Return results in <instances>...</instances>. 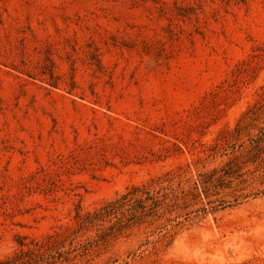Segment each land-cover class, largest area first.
Instances as JSON below:
<instances>
[{
	"label": "rangeland",
	"instance_id": "374dc122",
	"mask_svg": "<svg viewBox=\"0 0 264 264\" xmlns=\"http://www.w3.org/2000/svg\"><path fill=\"white\" fill-rule=\"evenodd\" d=\"M263 132L264 0H0V259L264 264Z\"/></svg>",
	"mask_w": 264,
	"mask_h": 264
},
{
	"label": "trees",
	"instance_id": "16d2710c",
	"mask_svg": "<svg viewBox=\"0 0 264 264\" xmlns=\"http://www.w3.org/2000/svg\"><path fill=\"white\" fill-rule=\"evenodd\" d=\"M264 134V132H263ZM260 140L254 139V143L251 147L252 153L260 152ZM255 155V154H253ZM133 199V200H132ZM133 201L136 208L142 209V212L148 213L156 207L160 201L158 191H154L148 188L137 189L136 196L129 198L125 195L121 199L111 202L99 209L89 212L85 215L83 220L80 222L82 228L88 227L90 224L104 220L106 216H112L118 213L121 207H125L128 203ZM112 230V226L110 227ZM113 231H102L99 234V240H106L108 236L113 235ZM57 236H51L49 240L36 243L34 247L24 249L19 253H15L13 256L0 259V264H42L44 261H49L54 257L53 249L58 244ZM87 247V245H84ZM58 248L57 250H59ZM56 250V252H57ZM60 253V252H59Z\"/></svg>",
	"mask_w": 264,
	"mask_h": 264
}]
</instances>
